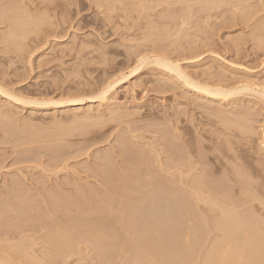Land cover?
<instances>
[{
  "label": "rangeland",
  "instance_id": "rangeland-1",
  "mask_svg": "<svg viewBox=\"0 0 264 264\" xmlns=\"http://www.w3.org/2000/svg\"><path fill=\"white\" fill-rule=\"evenodd\" d=\"M42 1L0 0V264H53L57 225L117 218L122 208L137 214L140 232L166 205L193 226L184 207L196 205L213 228L222 210L199 195L264 229V0L210 9L201 0ZM3 11L47 22L10 40ZM129 177L139 192L123 191ZM18 244L26 247H10ZM86 247L57 264H93ZM125 247L116 264L133 256Z\"/></svg>",
  "mask_w": 264,
  "mask_h": 264
},
{
  "label": "bare ground",
  "instance_id": "bare-ground-1",
  "mask_svg": "<svg viewBox=\"0 0 264 264\" xmlns=\"http://www.w3.org/2000/svg\"><path fill=\"white\" fill-rule=\"evenodd\" d=\"M44 1H47V0H44ZM44 1H42V2L45 4L46 2H44ZM122 1H124V0H121V2ZM128 1H130V0H128ZM128 1H127V3H128ZM179 1H181V0H179ZM190 1L192 2V0H190ZM190 1H187V3ZM194 1H197V0H194ZM198 1H200V0H198ZM229 1H227V0H201L199 3L201 5L206 4L205 7H208V9H210V7L215 8L216 5H217V8H219L218 5H221L222 7L227 6V5H225V3L227 4V2H228V4H229ZM233 1H231V3ZM51 2L53 4L54 0H51ZM51 2H49V3H51ZM121 2L119 0L120 4H123V3L125 4L126 1H124L123 3H121ZM131 2L132 1H130V3ZM191 2L189 4H191ZM47 3H48V1H47ZM181 3L187 4V3H184L182 1H181ZM189 4H187V6ZM51 5L48 4L49 7ZM8 6H7V8H8ZM15 6H17V5L15 4ZM15 6H14V8H15ZM18 7H16V8L18 9ZM46 7H47V5H46ZM201 7H204V6H201ZM188 8H191V5L188 6ZM11 9L12 8L10 6V10ZM3 10H5V8ZM22 10H24V9H22ZM47 10H48V7H47ZM20 11H21V8H20ZM8 12H10L9 9L7 10L6 13L8 14ZM11 12L13 13V10H11ZM1 14H2V16L4 15L5 17H7V15L4 14V11ZM19 15L22 16L23 14L20 13ZM25 17H26V15H25ZM37 17H39V16H37ZM7 18L11 19L13 17L9 16ZM26 18H30V17L28 16ZM18 19L20 20L19 17H18ZM18 19H17V16L14 15V18L12 19L13 21L12 20H11L12 22H10V20L8 21L12 24L9 27V28H12V30L9 29V30H11V33H10V31H8V33H7L8 36H6V38L8 37V39H10L9 37L12 38L14 36L13 39H15V38L17 39V34L18 35L19 34L20 35L25 34V33L20 32L21 29H24L22 26H25L26 24H27L26 26L33 24L35 22L34 20L36 18L35 19L30 18L34 22L33 21L29 22V20L27 19V20H25L26 23H24L25 21H23V20L25 18H23L22 24H21L22 21L21 20L19 21ZM5 20H7V19L5 18ZM38 20H40L41 22ZM17 21H19L18 22L19 25L21 24L20 27H19ZM37 21H38V23L40 22L38 24V25H40L42 22H44L46 20H44L43 18L42 19L38 18V19H36V22ZM3 24H4V21H3ZM0 25H2V24H0ZM37 27L39 28V26H37ZM7 29H8V26H7ZM24 31H25V29H24ZM18 32H20V33H18ZM27 34H29V33H27ZM24 36H26V35H24ZM21 41H22V39H21ZM6 42H7V40H6ZM157 60H159V59H157ZM168 61H165V59L163 61V59H161V61L160 62L158 61V62H159V65L162 64L161 66H164L165 69L167 68V70H169V71H174L178 75V77H180V79L182 78L187 84H192V85H194L195 89H198L199 86L197 87L192 82L191 78L188 75H186L184 72H182L177 65H174L173 63H170ZM199 84H200V87L203 86V83L202 84L199 83ZM197 85H198V82H197ZM204 85L205 86L203 88L201 87V89L202 90L204 89L203 91H205V92L207 91L208 95H209V93L211 95H213V93H215L214 96H216V95L218 96L219 91H217V90L214 91L213 90L214 88L212 89L214 92L210 91L211 88H209V87H211L212 85L211 86L207 85V87H206V84H204ZM106 89L107 88H105V90H104L102 88L103 91L98 90L99 92H101V95L99 93V96H98L99 99L98 100H100L102 102L105 100L106 94L108 92V90H106ZM0 92H1V90H0ZM224 92H225V90H224ZM2 93H4V92L2 91ZM222 93H220V94H222ZM5 94H6V92H5ZM224 95H226V94H224ZM221 97H223V96H221ZM10 99H13V98H10ZM81 101L82 100L74 101L75 102L74 105H80ZM68 102H71V101H68ZM72 102H73V100H72ZM95 119H96V116H95ZM0 124H1V122H0ZM41 135H42V133H41ZM196 178H198V177H196ZM134 180L135 181H133V179L130 177L128 179L122 180V182L124 181L123 191L127 192L126 194H128L129 192L134 193V191H136V190H138V192H139V189L141 188L143 183L140 182L141 180L139 178H137V179L134 178ZM201 182H202V179H199V178H198V181H195L196 189L199 188L201 190V188H202L201 186L203 185L202 184L203 182L202 183ZM148 185H150V183ZM148 185L146 184V186H148ZM192 186L194 187L195 185H192ZM194 188H193V190H195ZM203 188H204V186H203ZM199 189H197V190L199 191ZM243 189H244V187H243ZM201 191H199L198 194H200ZM246 191H244V192L246 193ZM195 192H196V190H195ZM198 194L197 195L192 194V196L193 197L195 196V198H196V196H198ZM208 196L202 197V195L201 196L199 195L198 201L204 200V202H207L208 204H206V203L205 204L208 206L210 205V211L211 212H213V209H215V206H217L216 209L222 210V211H217L218 213L221 214V216H218L219 219L214 221V223L212 224L214 229L211 226H208V224L211 225V223L213 222L212 221L210 223L209 216L206 217V218H208V221H209V222L207 221L208 223L206 222L207 219L204 217V216H207L208 213L206 215H203V214H205V212H203V214L201 215L198 212V214H200V215H198L196 212L197 210H195L196 205L194 207H192L193 205L191 206L188 203H187L188 205H185V207H184L186 214L188 215V217H190L191 219H193L194 221L197 222L196 226L187 224L181 218H179V219L177 218L174 220L173 216L169 215L170 207L166 205L165 210H164L166 214L164 215V217L155 216L154 219L151 221V223L148 224L146 227H144V230H142V232L139 231V230H141L140 227H138L136 225V221H137L136 215L137 214H135V212L127 214V213H125L126 210H124L122 208L121 210H119L117 218L108 219L104 216H100L98 219H96V221L94 223H91L89 218H85V217L74 218L73 217L71 220H69V222L67 223V225L65 227L59 226L61 224L56 226V223H55L57 230L54 229L55 232H53V233H56V234L52 235V236L49 235L50 237H48L49 241H50L49 243L51 244L50 247H54V253L52 252V254H50L51 251L53 250V248H52V250H49L50 253L48 255L50 256V259L55 261L54 263L57 264V262L59 263V261L60 262L65 261L66 259L65 260L63 259L65 257H68L67 259H69V257L71 256L72 253H73L72 256H74V252H76L77 250L82 251L83 249L80 248L81 244L85 243V245L87 244L86 246H91V248L94 251H96V253H95V260L96 261L95 262L93 261V264H116V262H119V260H120L119 257L117 256V254L125 246H126L125 248L130 249L128 252L131 251L133 253V256L131 255V258L128 257V259L126 261L127 263L124 262V264L125 263L126 264H264V229H263V227L262 228L258 227L260 223H258V225H255L258 220L254 218L256 222H254V221L252 222L250 219H247L251 214L249 215V213H247L248 217L247 216L245 217L244 214H242V213L241 214L239 213L240 214L239 215V214H237L238 212L237 213L233 212L232 208H234V210H235L236 207L232 206V207H230V209H232V210H230V209L228 210V206L225 208L224 206H226V205L223 204L222 201H221V203H219V201H218L219 199H217L216 201H218V202H216L215 201L216 198L213 197V195H210L212 197H208ZM200 197H201V199H200ZM206 197L207 198H214V199H212V202H211V200L206 199ZM206 200H208V201H206ZM226 200H228V199L226 198ZM209 202L212 204H209ZM213 203H214V206H212L213 207L212 208L211 205H213ZM215 203L216 204L219 203V205H216ZM220 205H222V206H220ZM218 206L221 208H218ZM222 207H224L226 210H224V208L222 209ZM174 208L178 211L179 207L177 208V206L175 205ZM211 208H212V210H211ZM99 210H100V213H102L104 211L103 208H100ZM215 213H216V211H215ZM149 214L151 215V213H149ZM251 219H252V215H251ZM209 229L210 230H212V229L216 230L217 232L215 231V233L219 232L218 233L219 235L218 234L216 235L217 238L214 239L212 242H210V244L208 243L209 242L208 232L210 233ZM193 234H197V235L194 237H191ZM3 242H2V244L6 245V243H3ZM207 243L209 245H206ZM21 244L20 245L19 244L18 245H12L10 247H26L25 244H23V246ZM7 245L5 247H9L10 243ZM76 245H80L79 246L80 249ZM86 246L84 247V249H85V250H83L84 252L88 249V247H86ZM27 247H30V246L27 245ZM76 247L78 249H76ZM47 250H48V248H47ZM18 253H20V251ZM20 255H22V251H21ZM22 257L25 258V256H22ZM124 258H125V256H124ZM129 258H130V260H129ZM60 259H63V260L61 261ZM121 259L123 260V258H121ZM124 260H126V259H124ZM42 262H44L43 258H42ZM9 264H15V263H9ZM44 264H46V263L44 262ZM47 264H48V262H47Z\"/></svg>",
  "mask_w": 264,
  "mask_h": 264
}]
</instances>
